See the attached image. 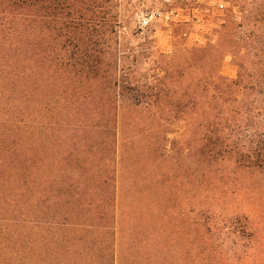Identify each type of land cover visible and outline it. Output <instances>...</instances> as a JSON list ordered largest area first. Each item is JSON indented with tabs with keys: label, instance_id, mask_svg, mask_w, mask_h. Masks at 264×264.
<instances>
[{
	"label": "rangeland",
	"instance_id": "rangeland-1",
	"mask_svg": "<svg viewBox=\"0 0 264 264\" xmlns=\"http://www.w3.org/2000/svg\"><path fill=\"white\" fill-rule=\"evenodd\" d=\"M0 264H264V0H0Z\"/></svg>",
	"mask_w": 264,
	"mask_h": 264
},
{
	"label": "built area",
	"instance_id": "built-area-1",
	"mask_svg": "<svg viewBox=\"0 0 264 264\" xmlns=\"http://www.w3.org/2000/svg\"><path fill=\"white\" fill-rule=\"evenodd\" d=\"M159 14H160L159 11L156 10L149 11L145 15L142 14L141 18L139 19V23L142 26V28L147 27L152 20L158 17Z\"/></svg>",
	"mask_w": 264,
	"mask_h": 264
}]
</instances>
